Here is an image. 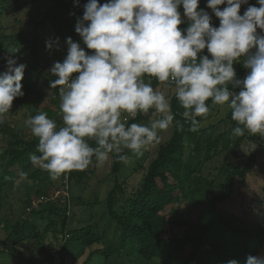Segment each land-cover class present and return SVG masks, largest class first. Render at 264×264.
Masks as SVG:
<instances>
[{"label": "trees", "instance_id": "obj_1", "mask_svg": "<svg viewBox=\"0 0 264 264\" xmlns=\"http://www.w3.org/2000/svg\"><path fill=\"white\" fill-rule=\"evenodd\" d=\"M38 1L0 0V73L7 70L8 56L16 59L18 64H25L21 81L24 95L14 99L12 107L16 111L25 110L28 119L41 111L47 112L49 118L59 124L58 89L50 87V81L56 77L49 71L45 73L52 59L49 53L45 55L46 43L52 41L41 33V29L48 26L55 37H70L87 54L93 52L75 31L84 12L73 13L72 0H42L46 1L47 9L42 17L32 20V31L16 30L7 34L10 16L26 11ZM88 2L80 0L79 5L84 9ZM107 2L109 0H98L100 5ZM248 2L259 7L254 0ZM207 5L208 0H199L198 7L209 14L211 26L219 27V19ZM245 5L242 4L240 10ZM226 6L221 5L220 9ZM183 10L181 5L178 11ZM188 26L186 19L179 28L183 31ZM17 48L20 50L15 55L13 50ZM201 55H209L207 49ZM66 56L56 55L54 59L62 63ZM234 69L240 80L249 71L242 63H235ZM161 85L153 80L154 88L159 89ZM170 103L175 116L173 136L160 146L148 165L146 162L152 154L140 159L133 173L145 172L140 187L128 196L127 181L121 175L123 163L114 157L109 171L114 185L104 201L106 210L103 214H93L90 219L93 209L101 206V199L96 195L87 201L84 196L74 193L73 185L82 183L89 187L86 183L95 175V162L85 170L67 174L66 179L60 178V189L51 192L56 184L54 180L31 163L30 156L39 155L36 152L38 139L31 133L26 119L16 118L0 124L5 143L0 151V200L12 195L13 200L20 199L27 205L29 213L20 216L8 213L0 220V259L5 261L3 264L11 257L22 260L23 264H35L38 257L43 260L37 264H229L231 260L246 264L249 256H259L264 243V213L255 221L247 212L240 216L227 211L223 205L234 198L237 180L245 186L248 176L254 175L264 155V137L247 133L243 137H234L232 132L236 122L231 119L229 109L219 118V106H211L206 118H198L201 120L199 130L192 132L190 123L181 115L183 109L175 96ZM151 116V112L140 114L128 123H142ZM176 121L183 125L182 129L175 126ZM27 132H30L29 136H25ZM33 168L35 170L29 175H20ZM261 178L264 180V174ZM18 181L22 184L33 181L28 187L21 185L27 197L24 201L15 197ZM56 192H60L57 197ZM174 202L195 207L194 218L180 216ZM260 203L264 209V197ZM249 208L251 215L257 211L252 204ZM166 211L178 217L169 219ZM77 215L82 217L72 225V219ZM31 218L46 220L45 228ZM105 218L107 222L102 225L106 231L100 233ZM108 226L114 227L112 238H117V244L108 243ZM87 249L91 251L87 253ZM83 257L84 261L79 263Z\"/></svg>", "mask_w": 264, "mask_h": 264}, {"label": "clouds", "instance_id": "obj_2", "mask_svg": "<svg viewBox=\"0 0 264 264\" xmlns=\"http://www.w3.org/2000/svg\"><path fill=\"white\" fill-rule=\"evenodd\" d=\"M247 3L208 0L220 21L213 27L199 0H109L103 5L89 0L75 31L93 54L66 39V58L50 69L61 123L44 111L28 119L38 139L39 155L30 156L32 165L52 180L66 179L94 162L103 167L113 156L127 165L159 145L175 116L169 96L154 88L153 80L172 90L190 131L199 130L198 118H206L211 106H226L237 125L234 137H264V35L257 32L264 30V0L240 15ZM181 5L189 21L183 31ZM221 5L227 6L221 10ZM205 49L211 58L201 55ZM6 62L7 70L0 73V124L14 99L24 95L26 65L12 56ZM235 63L249 70L243 80L237 78ZM150 112L154 118L148 123H128ZM175 126L183 128L179 121ZM246 264H264V255L249 256Z\"/></svg>", "mask_w": 264, "mask_h": 264}, {"label": "rangeland", "instance_id": "obj_3", "mask_svg": "<svg viewBox=\"0 0 264 264\" xmlns=\"http://www.w3.org/2000/svg\"><path fill=\"white\" fill-rule=\"evenodd\" d=\"M254 1L257 3V0H254ZM46 4H47L46 1L39 0L35 4L29 6L26 11H22V12H19L17 14H12L10 16V18L8 19V22H7V24L9 25V29L7 30V34L14 33V31H16V30L32 31L34 29L33 26L31 25L32 20L36 19L37 17H42L43 13L47 9ZM249 6H251V5L248 2L245 5V8L240 10L239 14L243 15ZM180 14H181L182 20L187 19L184 15V10ZM257 32L260 35H264V30L257 29ZM41 33L46 34L48 39L50 38L49 40L52 41V44H53V47L51 49H49L47 47V43H46L45 55L49 53L50 56L52 57L51 61L46 66V70H45V73H46L48 71L50 72V69L54 66V63L56 62L54 57L56 55H58L60 57H64L67 54L66 53L67 44H66V38L65 37L64 38L63 37H55L54 33L52 32V30L48 26H45V28L43 27L41 29ZM57 40L59 41L58 48L56 46ZM18 50H20V49L19 48H17V50L14 49L13 54H15ZM21 63H23V62H21ZM159 90L165 91V94L167 96H169L170 102H171V99L174 96L172 90L167 89L166 86L163 84L160 86ZM219 107L220 108H219V115L218 116H219V118L224 117V115L227 113L228 109L226 106H223V107L219 106ZM11 109H10V112L5 116L4 121H12L13 119H16V118L22 119V120L26 119L25 121H28V118L27 117L25 118V110L18 109L16 111V109L13 107H11ZM12 115H14V116H12ZM153 118L154 117L151 116V117H149L148 120H144L142 123H148L150 121V119H153ZM217 120H218V118H215V121H217ZM29 133L30 132H27V134L25 136H29ZM173 133H174V125H173V127L168 129L167 131L161 133L162 140H161V143L159 145H155L154 147H152L150 150L146 151L143 154V156L152 154L151 155L152 158H149L148 162H146L147 165L156 156V152L159 150L160 146L164 145L165 143H167L172 138ZM4 146H5V143L2 141L1 134H0V151H2L4 149ZM143 156H140L138 158L133 157L127 165H125L124 163L122 165L121 175H122V178L127 181V188H128L127 194H128V196H131L136 192V190L140 187L142 180L144 179V176H145L144 171H141L137 174H133L134 169H136L137 164L139 163L140 159ZM113 159H114V156L110 159V161L105 166L97 167V170L95 172L94 177L89 179V181L86 183V185L89 186L88 188H87V186H85L82 183H80V185H73L74 193L84 196L87 199V201H91L92 199H94V197L96 195H98L101 199V202H102L101 206H98V207L93 209L94 213H90L92 215L91 216L89 215L90 216L89 219L92 216L94 217L93 214H95V213L103 214L106 210L104 201L107 198L108 193L110 192L112 186L114 185V182H113L114 179L112 178L111 175L109 176V171L111 169ZM212 166H214V165L212 164ZM36 168H38V167H36ZM34 170L35 169L33 168L31 170L28 169L27 171H25L26 176L29 175ZM207 172H209V170H207ZM217 173H219V172H217ZM205 174H206V172H205ZM262 174H264V155L260 158L257 170L254 172V175L248 176L247 184L245 186H242V184L239 183L240 181L237 180L234 198L232 199V201L223 205L224 209H226L229 212L240 215V216H242V214H241L242 212H247L250 216V219L251 220L254 219L256 221V218L258 216L260 217L261 216L260 214L264 213V209L262 207H260V206H262L260 202L262 201V199L264 197V192H263L264 180L261 178ZM45 175H49V174L46 172ZM41 178L43 179L44 177H41ZM21 181H23V180H21ZM54 182L56 184H55V186H53L51 188V192H55L54 190H59L60 189L59 187L61 186L60 178L54 180ZM21 185H26L28 187L29 185H33V181H28L26 184H22L19 181L17 183H15V186L18 187V189H15L16 190L15 197L21 198L22 201H24L27 199V197L25 196L26 195L25 189H22L23 187ZM46 190H49V188H46ZM59 195H60V192L56 194V197ZM12 197H13L12 195H8V198L5 197L3 201L0 200V220L2 218H4L5 215H7L8 213H15L17 216L23 215L25 213L29 214L26 211V209L28 208L27 205H25L24 202L23 203L20 202L19 201L20 199L14 198V200H13ZM257 200H258V202H257ZM17 201H18V203H16ZM251 204L257 208V211L254 212L253 215H251L250 211H249L250 210L249 207ZM174 206L177 209L176 211H178V213H180V216H184V217L187 216L190 218H194L195 213H197V209L195 207H192L188 203L179 204V202H174ZM261 208H262V210H261ZM88 211L91 212L92 208L88 209ZM164 213H166V214L168 213L167 215L169 216V219H176L178 217L177 214H173V213L171 214L169 211H166ZM80 217H82V216L77 215V218L74 216V219H72V225L74 223H76L75 220L80 221ZM31 219L34 221H37V223H39V225L42 229H44L46 224H47L46 220L41 221L40 219H36V220L34 218H31ZM106 222H107L106 218L101 222L102 227H100L101 228L100 233H103V231H106L102 225L103 223H106ZM259 223H262V221H260ZM263 225H264V222H263ZM106 229H107L106 234H107L108 239H109L108 243L110 242V243L117 244L118 243L117 238L116 239L112 238L113 235H115L114 227L108 226V227H106ZM177 231L181 232L179 230H177ZM105 242H107V239L105 240ZM90 251H91L90 249L86 250L87 253ZM261 255H264V243H263V248H262L259 256H261ZM120 257H121V255H120ZM84 259H85V257H83L81 259V262H79V263H82L84 261ZM39 260L42 261L43 259L38 257V260L35 261L34 263L37 264ZM4 262L5 261L0 259V264H3ZM7 262H8L7 264H23L22 260H19V259L16 260L13 257H11L9 260H7Z\"/></svg>", "mask_w": 264, "mask_h": 264}, {"label": "built area", "instance_id": "obj_4", "mask_svg": "<svg viewBox=\"0 0 264 264\" xmlns=\"http://www.w3.org/2000/svg\"><path fill=\"white\" fill-rule=\"evenodd\" d=\"M73 1V3H72V5H73V8H72V12L73 13H79V12H84V9H82L81 7H80V5H79V2H80V0H72Z\"/></svg>", "mask_w": 264, "mask_h": 264}]
</instances>
